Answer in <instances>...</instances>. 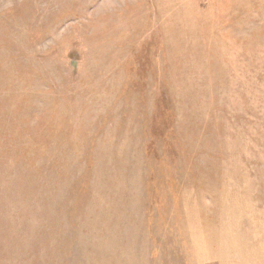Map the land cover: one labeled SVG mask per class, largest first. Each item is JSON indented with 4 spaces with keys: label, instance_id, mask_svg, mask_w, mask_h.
Here are the masks:
<instances>
[{
    "label": "rangeland",
    "instance_id": "obj_1",
    "mask_svg": "<svg viewBox=\"0 0 264 264\" xmlns=\"http://www.w3.org/2000/svg\"><path fill=\"white\" fill-rule=\"evenodd\" d=\"M0 264H264V0H0Z\"/></svg>",
    "mask_w": 264,
    "mask_h": 264
},
{
    "label": "crops",
    "instance_id": "obj_2",
    "mask_svg": "<svg viewBox=\"0 0 264 264\" xmlns=\"http://www.w3.org/2000/svg\"><path fill=\"white\" fill-rule=\"evenodd\" d=\"M195 253H196V259H197V257H202L204 260L206 259L207 260V257H206V248H203V247H201V245H200V247H195Z\"/></svg>",
    "mask_w": 264,
    "mask_h": 264
}]
</instances>
